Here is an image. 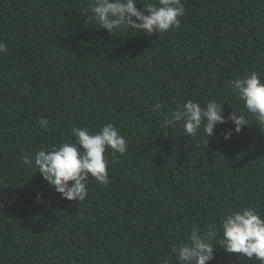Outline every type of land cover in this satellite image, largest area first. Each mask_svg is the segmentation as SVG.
<instances>
[{
	"label": "trees",
	"instance_id": "16d2710c",
	"mask_svg": "<svg viewBox=\"0 0 264 264\" xmlns=\"http://www.w3.org/2000/svg\"><path fill=\"white\" fill-rule=\"evenodd\" d=\"M183 2L181 27L149 36L98 28L89 0H0V264H176L171 246L192 228L242 207L264 213V126L249 114L236 133L227 120L243 108L229 82L264 78V0ZM189 99L223 103L213 136L163 126ZM109 122L127 151L84 201L61 198L22 162L74 142L72 127ZM214 252L208 264H259Z\"/></svg>",
	"mask_w": 264,
	"mask_h": 264
},
{
	"label": "clouds",
	"instance_id": "9594fccd",
	"mask_svg": "<svg viewBox=\"0 0 264 264\" xmlns=\"http://www.w3.org/2000/svg\"><path fill=\"white\" fill-rule=\"evenodd\" d=\"M137 4H142V7H137ZM88 11L98 28L105 29L109 34L127 29L151 36L180 28L185 6L183 0H89ZM7 51V45L0 40V53ZM229 86L243 102L240 114L233 110L227 117L234 124L235 132L239 133L243 126L249 125V114L262 129L264 78L258 72L250 71L231 80ZM155 108L159 110L161 104L157 103ZM224 123L222 102L213 99L201 106L189 99L177 103L175 109L166 113L163 126L181 124L182 135L194 139L201 129L207 138L213 136L216 126ZM38 124L47 129L49 120L41 117ZM71 133L75 137L74 142H65L50 150L41 148L36 151L34 160L25 155L22 162L38 169L61 198L81 202L88 196V185L93 180L104 186L111 182L108 166L117 162L119 155L126 153L127 140L111 122L102 124L96 132L72 127ZM231 135L232 129H229L223 133V139L227 141ZM107 149H111V161L105 158ZM40 199L41 194H37V200ZM213 241L218 242L214 244ZM215 246L222 247L229 254L243 255L250 261L264 264V213L253 207L230 210L220 220L219 227L213 223L204 230L192 228L187 240L173 244L170 250L175 255L176 264H208L215 258ZM162 264H169L168 257Z\"/></svg>",
	"mask_w": 264,
	"mask_h": 264
}]
</instances>
